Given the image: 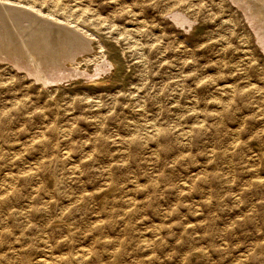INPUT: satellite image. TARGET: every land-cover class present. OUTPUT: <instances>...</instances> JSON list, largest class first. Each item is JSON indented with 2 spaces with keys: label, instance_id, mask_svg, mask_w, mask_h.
<instances>
[{
  "label": "rangeland",
  "instance_id": "rangeland-1",
  "mask_svg": "<svg viewBox=\"0 0 264 264\" xmlns=\"http://www.w3.org/2000/svg\"><path fill=\"white\" fill-rule=\"evenodd\" d=\"M245 1L0 0L10 28L41 16L88 48L47 83L0 59V264H264Z\"/></svg>",
  "mask_w": 264,
  "mask_h": 264
},
{
  "label": "bare ground",
  "instance_id": "bare-ground-1",
  "mask_svg": "<svg viewBox=\"0 0 264 264\" xmlns=\"http://www.w3.org/2000/svg\"><path fill=\"white\" fill-rule=\"evenodd\" d=\"M245 2L251 6H256V8L254 7L255 13H257L260 17L259 19L264 22V0H258L257 2L247 0ZM2 9H4L5 14H8L7 18L10 17L9 19L11 20V18H13L11 16L15 13L16 8L7 6L6 4V6H2ZM20 10L23 9L20 8ZM9 12H13L11 16H9ZM1 15L0 23H3L4 27H2L4 29L0 28V59L10 60L12 63L13 61H17L19 66L20 64L27 65L28 68L32 70L33 74L35 73L37 80L43 83H47L49 80L54 81L50 79L48 75L51 74L56 76L59 72H64L66 70L65 65L71 64L72 61L76 60L82 53L88 52V48L85 46L87 44L85 40L87 39L84 40L83 35L76 32V28L72 30L63 25L60 26L58 23L55 24V22H47V19L42 21L40 20L41 16L40 19H38L34 17L36 15L33 16L28 15V13H23L21 14L22 16L20 15L21 21L15 23L19 17H17V19L14 18L15 20L12 19V21L14 20L11 22L14 27H12V29L10 28L11 25L6 23L7 21H2ZM4 16L6 17V15ZM86 48L87 51H85ZM71 71L73 70L71 69Z\"/></svg>",
  "mask_w": 264,
  "mask_h": 264
}]
</instances>
